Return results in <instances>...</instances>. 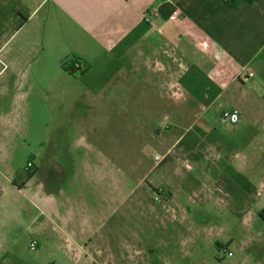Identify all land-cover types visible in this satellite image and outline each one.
Segmentation results:
<instances>
[{
	"label": "rangeland",
	"instance_id": "obj_1",
	"mask_svg": "<svg viewBox=\"0 0 264 264\" xmlns=\"http://www.w3.org/2000/svg\"><path fill=\"white\" fill-rule=\"evenodd\" d=\"M36 5L0 0V146L24 177L32 161L59 164L65 209L86 232L70 254L35 237L0 264H264V114L238 133L200 114L195 151L162 149L191 124L170 116L155 130L130 102L78 98L81 74L63 70L57 45L43 50Z\"/></svg>",
	"mask_w": 264,
	"mask_h": 264
},
{
	"label": "crops",
	"instance_id": "obj_2",
	"mask_svg": "<svg viewBox=\"0 0 264 264\" xmlns=\"http://www.w3.org/2000/svg\"><path fill=\"white\" fill-rule=\"evenodd\" d=\"M36 2L34 11H48L39 21L43 50L57 45L61 65L71 60L82 64L75 71L81 74L75 80L85 86L76 92L78 98L130 102L134 119L147 114L155 130H163L170 116L187 120L190 129L189 121L200 114L222 121L221 111L235 108L240 121L226 123L238 133L258 124L255 114H264V0ZM152 8L157 15L147 22L142 15ZM174 11L177 15L170 18ZM29 20L26 15L24 22ZM244 70L253 74L242 81ZM156 120H164L162 126ZM194 129L160 148L177 144L178 150L195 151L199 138ZM7 146H0V261L12 246L29 247L31 240L37 246L35 237L68 254L82 247L86 231L83 224L74 228L75 214L65 209L69 197L63 181L53 177V166L60 165L32 161L24 177Z\"/></svg>",
	"mask_w": 264,
	"mask_h": 264
},
{
	"label": "built area",
	"instance_id": "obj_3",
	"mask_svg": "<svg viewBox=\"0 0 264 264\" xmlns=\"http://www.w3.org/2000/svg\"><path fill=\"white\" fill-rule=\"evenodd\" d=\"M157 15V11L155 9H150L147 13L142 15V18L147 21L150 22L151 21V17H155ZM177 15V12L174 11L170 14V18H173ZM69 65H71L73 68L75 69H81L82 68V64L77 61V60H71L69 63ZM253 73L251 71H242L239 75V79L242 81H245L247 79L248 76H251ZM220 117L223 121L227 122L230 125H236L238 124L239 120H240V114L238 112L237 109L235 108H226L223 109L221 111ZM156 159H159L158 156L155 157ZM29 247L30 248H35L36 247V242L34 240H31L29 242ZM228 255H231V252H228Z\"/></svg>",
	"mask_w": 264,
	"mask_h": 264
},
{
	"label": "trees",
	"instance_id": "obj_4",
	"mask_svg": "<svg viewBox=\"0 0 264 264\" xmlns=\"http://www.w3.org/2000/svg\"><path fill=\"white\" fill-rule=\"evenodd\" d=\"M62 68L64 69V70H66V71H68V72H70V73H73V72H75L76 71V69L75 68H73L71 65H69L68 63H63L62 62ZM32 166V164L31 163H28L27 164V167L28 168H30ZM161 190H162V188H161ZM258 215L262 218V219H264V208H262L259 212H258Z\"/></svg>",
	"mask_w": 264,
	"mask_h": 264
},
{
	"label": "flooded vegetation",
	"instance_id": "obj_5",
	"mask_svg": "<svg viewBox=\"0 0 264 264\" xmlns=\"http://www.w3.org/2000/svg\"><path fill=\"white\" fill-rule=\"evenodd\" d=\"M77 70H80V69H76V71H77Z\"/></svg>",
	"mask_w": 264,
	"mask_h": 264
}]
</instances>
